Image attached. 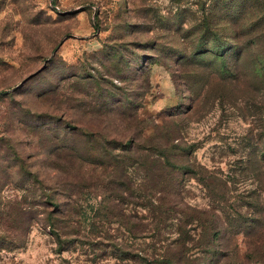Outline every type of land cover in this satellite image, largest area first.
I'll list each match as a JSON object with an SVG mask.
<instances>
[{
	"label": "rangeland",
	"instance_id": "1",
	"mask_svg": "<svg viewBox=\"0 0 264 264\" xmlns=\"http://www.w3.org/2000/svg\"><path fill=\"white\" fill-rule=\"evenodd\" d=\"M171 252L264 264V0H0V264Z\"/></svg>",
	"mask_w": 264,
	"mask_h": 264
},
{
	"label": "trees",
	"instance_id": "2",
	"mask_svg": "<svg viewBox=\"0 0 264 264\" xmlns=\"http://www.w3.org/2000/svg\"><path fill=\"white\" fill-rule=\"evenodd\" d=\"M172 254L168 257V258H165L163 259L162 261H155L153 263H150V264H157V263H166V264H186L185 262H183L181 260L180 257L176 256L173 252H171Z\"/></svg>",
	"mask_w": 264,
	"mask_h": 264
}]
</instances>
